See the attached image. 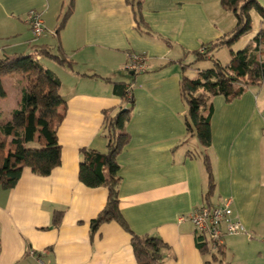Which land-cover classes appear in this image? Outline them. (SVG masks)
I'll list each match as a JSON object with an SVG mask.
<instances>
[{"label":"crops","instance_id":"1","mask_svg":"<svg viewBox=\"0 0 264 264\" xmlns=\"http://www.w3.org/2000/svg\"><path fill=\"white\" fill-rule=\"evenodd\" d=\"M69 1L0 0V57L10 54V48L31 53L32 45L47 44L53 52L60 47L75 62L69 67L38 57L59 79L67 102L58 128L62 163L48 176L24 169L16 187L0 192V264H39V258L48 264H138L132 235L118 222L104 221L92 235V220L105 207L108 190L79 179L82 150H107L104 110L130 106L105 78L134 85L135 105L125 126L130 140L117 156L122 214L135 233L158 236L168 244L161 264H205L194 225L180 221L206 204L209 177L202 156L190 153L194 138L183 143L188 108L179 61H192L187 52L228 29L216 22L202 0H143L146 22L171 40L170 47L136 28L139 0H75L60 39L48 33L34 37L27 23L29 10H39L49 32H56ZM48 35L54 42L47 41ZM134 53H145L148 66L135 76L126 69ZM190 71L189 79L199 76H189ZM25 82L18 73L2 77L6 95L0 97V124L19 106ZM213 104L209 151L216 187L211 205L232 198L253 236H227L222 264H264V84L232 102L214 96ZM56 210L64 211L58 227L53 226Z\"/></svg>","mask_w":264,"mask_h":264},{"label":"trees","instance_id":"2","mask_svg":"<svg viewBox=\"0 0 264 264\" xmlns=\"http://www.w3.org/2000/svg\"><path fill=\"white\" fill-rule=\"evenodd\" d=\"M74 1H69L67 10L61 16L56 29L58 38L73 12ZM256 1L221 0L222 8L232 12L236 19L234 27L219 38L202 45L199 50L187 52L192 56V61L184 62V59L179 61L182 70V95L188 106L185 117L188 138L183 143L197 137L205 147L203 159L209 177V189L205 195L206 205L212 204L211 197L216 187L215 169L209 151L213 144V97L224 95L228 102H232L241 98L249 88L264 84V28L260 30L254 43L235 53L226 65L215 59L213 53L224 46H230L252 30L251 11ZM142 10L143 0H139L134 7L138 31L156 37L171 47L173 43L170 39L156 34L151 29ZM31 48V53H14L0 57V97L6 95L2 77L18 73L22 74L26 81L19 106L13 110L10 120L0 124V131L3 134V138L0 139V186L7 190L16 187L24 169H29L39 176H48L62 163V145L58 139V128L65 117L67 102L60 93L59 79L38 57L52 59L69 67H73L75 62L69 59L60 47L58 52H53L47 44H34ZM203 60H210L211 65L193 66L194 63ZM191 69L198 70L197 78H188L187 72ZM137 74L133 73V76ZM105 80L112 83L116 95L131 103L129 107L116 112H113L115 108L104 110V134L107 138L105 152L87 148L82 150L79 165L80 181L89 187L104 186L108 190L107 203L100 214L92 220L91 232L93 235L104 221H116L131 233L132 247L138 264H161L168 244L161 237L135 233L120 209L121 166L117 156L130 140V134L125 126L132 118L135 105L129 96L130 93L133 94V82L111 81L109 78ZM190 153L192 154V151ZM63 215L62 210L54 212V227L60 225ZM196 245L205 256V264L223 263L225 242L214 249L206 235L196 232ZM208 254L211 258H207Z\"/></svg>","mask_w":264,"mask_h":264},{"label":"built area","instance_id":"3","mask_svg":"<svg viewBox=\"0 0 264 264\" xmlns=\"http://www.w3.org/2000/svg\"><path fill=\"white\" fill-rule=\"evenodd\" d=\"M27 23L30 26L34 37H40L49 32L42 13L37 9H31L27 13ZM56 34L55 31H50ZM147 57L145 53L130 54L129 63L126 69L131 73H141L147 70ZM134 88V85H132ZM133 99V94L130 93ZM189 220L194 225L197 233H202L211 241V247L217 248L225 242L227 236L247 234L252 238V234L243 224L233 207V199L226 200L215 205H201L192 212L180 217V221ZM39 264H48L43 259H38Z\"/></svg>","mask_w":264,"mask_h":264},{"label":"rangeland","instance_id":"4","mask_svg":"<svg viewBox=\"0 0 264 264\" xmlns=\"http://www.w3.org/2000/svg\"><path fill=\"white\" fill-rule=\"evenodd\" d=\"M220 1L221 0H202V2L204 3V5L207 8V11L210 12V10H211L212 14L215 17L216 22L219 25H222L224 29L230 30L234 27V25L236 23V19H235L234 15L232 14V12L227 11V10L222 8ZM263 8H264V0H257L256 4L253 6L252 11H251L252 27H253L252 30L250 32H248L247 34L243 35L240 39L235 41L230 46H224L223 48L216 50L213 53L214 54L213 56L215 59L219 60L223 65H226L227 63L230 62L232 56L235 53H237L241 49H244L250 43H254L257 40V37L259 35L260 30L262 28H264ZM48 34L52 35L49 32H48ZM50 35H48V37L46 38L47 41L54 42L53 37ZM26 36H27V32L24 30L23 31V38H25ZM44 39L45 38H42V41L39 39L38 43H40V42L43 43ZM1 43H4V42H1ZM9 44L13 45V44H15V41H10ZM263 46H264V41H263ZM22 50L19 48H17V49L10 48L8 51L10 54H14L16 51H22ZM28 50L31 51L32 49H28ZM42 62H44V60ZM210 65H211L210 60H203L202 62L198 61L197 63L193 64V66H195V67H209ZM194 73H195V75H197L198 70L191 69V71L189 72V76H193ZM14 76H17V75H14ZM14 78H12V79L15 80ZM12 79H10V81L14 82ZM253 87L257 91H259L262 86H253ZM126 103L130 105L131 102L129 100H126ZM187 108H188V106H187ZM186 140H187V138H185L184 141H186ZM189 149L192 151V154H196L199 157L202 156V158H203L204 153H206L205 147L201 144V142L199 141V139L197 137H195L193 139V142L190 145ZM211 153H210L211 158H214V155ZM214 161L215 160L212 159L214 169H215V162ZM0 192H5V189H3L1 186H0ZM0 200H2L1 196H0ZM209 257L211 258L210 254L207 255V258H209Z\"/></svg>","mask_w":264,"mask_h":264}]
</instances>
